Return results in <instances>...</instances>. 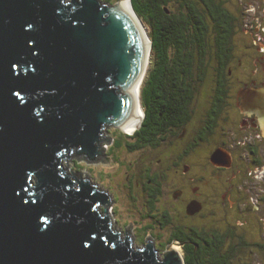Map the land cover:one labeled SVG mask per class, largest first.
Wrapping results in <instances>:
<instances>
[{
    "label": "water",
    "instance_id": "95a60500",
    "mask_svg": "<svg viewBox=\"0 0 264 264\" xmlns=\"http://www.w3.org/2000/svg\"><path fill=\"white\" fill-rule=\"evenodd\" d=\"M123 1L135 15L131 0H0V264H184L177 241L136 249L131 224L121 239L107 192L65 170L102 160L107 127L134 134L146 49ZM244 102L261 116L264 89Z\"/></svg>",
    "mask_w": 264,
    "mask_h": 264
},
{
    "label": "flooded vegetation",
    "instance_id": "af4514ba",
    "mask_svg": "<svg viewBox=\"0 0 264 264\" xmlns=\"http://www.w3.org/2000/svg\"><path fill=\"white\" fill-rule=\"evenodd\" d=\"M118 1L99 0L106 5ZM131 2L139 7L134 12L137 22L147 25L148 37V19H174L184 22L186 35L195 32L206 39L189 64L193 78L182 79L192 80V105L179 124L169 127L154 145L140 136L120 139L122 131L116 128L106 132L109 148L121 140L115 153L146 154L130 162L113 158L112 151L105 154L122 176L119 190L146 221L138 232L153 241L166 234L159 246L174 240L182 248L191 235L218 244L220 239L213 237L217 235L223 238L222 250L228 257L236 246L264 248V113L244 109L249 92L264 89V2H259L261 6L256 0ZM249 18L254 27L248 25ZM192 21H200L202 30L195 31ZM149 64L148 71L150 59ZM139 104L143 117L141 96ZM213 221L224 227L216 228Z\"/></svg>",
    "mask_w": 264,
    "mask_h": 264
},
{
    "label": "trees",
    "instance_id": "16d2710c",
    "mask_svg": "<svg viewBox=\"0 0 264 264\" xmlns=\"http://www.w3.org/2000/svg\"><path fill=\"white\" fill-rule=\"evenodd\" d=\"M131 3L133 9L137 11L139 7L136 2ZM199 22L192 21L195 31L198 28L199 31L202 30V23ZM147 23L150 26L149 38L152 49L151 68L146 79L143 80L140 93L145 118L140 130L133 135L120 132L118 136L120 139L140 136V140H146L147 143L154 145L169 127L179 124L191 109L192 80H188L193 74L191 75L189 64L200 50L198 48L206 45V39L195 32L186 35L185 24L181 20L172 19L170 22H162L148 19ZM184 77L189 79L182 82ZM119 138L113 144L115 149L121 144ZM198 236L191 235L183 240L187 242L182 248L184 264H231V257L224 255L226 251L222 250V237L213 235L214 238L220 239V243L214 244L209 239L203 240L202 237L199 239ZM173 241L169 240L163 247Z\"/></svg>",
    "mask_w": 264,
    "mask_h": 264
},
{
    "label": "rangeland",
    "instance_id": "374dc122",
    "mask_svg": "<svg viewBox=\"0 0 264 264\" xmlns=\"http://www.w3.org/2000/svg\"><path fill=\"white\" fill-rule=\"evenodd\" d=\"M264 2V0H256V5H260V3ZM117 3V2H116ZM115 3V4H116ZM123 6L125 4V1L122 2ZM261 6V5H260ZM126 10L129 11L128 8L125 7ZM131 13V12H130ZM143 27L147 34L148 29H147V25L143 24ZM248 25L250 27H254V21L252 18H249L248 21ZM142 35L144 36L143 32L141 31ZM144 41H146V39L144 38ZM150 59V54L148 57V60ZM149 62V61H148ZM147 63V61H146ZM150 67V64L146 65L145 69H144V73H143V77H141L142 79L139 81L138 83V87L140 86V84L143 82V78L145 76L146 73V69L148 71ZM146 78V77H145ZM139 95V93H138ZM136 101V100H135ZM137 104V101H136ZM136 110L137 112H141V108L140 106L138 107V104L136 105ZM140 112L138 113V116L140 118L139 120V124L141 122L142 119V115H140ZM139 126V125H138ZM138 128V127H137ZM136 128V129H137ZM113 129V127H107L106 130L103 132V136L106 137L108 136L107 130H111ZM136 129L134 130V132L136 131ZM130 133V132H129ZM111 144H103L102 148H104V152L102 155V160L94 165H90L87 164L83 161L80 160H69L66 164H65V170L82 178V179H86V180H90V182H94L97 184V188L99 190H102L103 192H107V194L109 195L110 199H111V204H110V211H111V207L113 208L112 211L114 212V214H111V216H109V218H111L112 223H111V228L114 231H117L121 234V239L124 238V227L128 224L132 225V242H133V246L136 249H141L143 247V243L144 240L146 239H151L149 236H144L145 233L144 232H138V229L143 227L144 224L146 223V221L142 220L141 218H139V216H137L136 213H134V209H135V203L134 202H130L127 198V196L122 193L119 188L117 183L120 181V178L122 176H118L117 172H116V166L114 164H110L109 163V159H107V157L105 156V154H110V151L114 152L117 151L114 147L111 149L109 148ZM115 153V152H114ZM112 154V157L114 158L117 157L119 160L121 161H125V162H130L133 161L136 158H144L145 157V153H138L135 155L132 154H124V153H119L116 152L115 154ZM79 165V166H78ZM78 167V168H77ZM80 168V169H79ZM134 205V207L132 206V204ZM109 210V209H108ZM134 213V217H132L131 215H133ZM216 228H223L224 226L222 225L221 221L218 222H214ZM164 236L159 240V241H153L156 249L158 250V254H163V252L165 251L166 247L168 245H165L164 247H160L163 245H158L161 243H164L165 241V237L166 234H163ZM251 242V241H249ZM172 245H176V244H172ZM171 245V246H172ZM179 247V251H180V255L183 257V250L182 247H180L179 245H176ZM237 250L233 253V255L231 256V264H264V248H258V247H248L245 248L243 246H236Z\"/></svg>",
    "mask_w": 264,
    "mask_h": 264
},
{
    "label": "bare ground",
    "instance_id": "6f19581e",
    "mask_svg": "<svg viewBox=\"0 0 264 264\" xmlns=\"http://www.w3.org/2000/svg\"><path fill=\"white\" fill-rule=\"evenodd\" d=\"M121 7H122V9H123L124 11H126V12L129 13L134 19H136V18H135V15L133 14L132 8H131L130 5L128 4V2H125L124 6H123V3L121 2ZM125 7L128 8L129 11L126 10ZM130 12H131V13H130ZM136 21H137V20H136ZM137 24H138L139 28L141 29V31H142L143 34H144V36H143L142 34H141V36H142V40H143V43H144V46H145V49H146V60H145V65H144V69H145L146 65L148 64V61H149V60H148V57H149V54H150V49H149V37H148V33L146 34L143 25H142L140 22H137ZM144 38L146 39V41H144ZM146 61H147V63H146ZM143 73H144V70H143V72H142V74H141L139 80L137 81V83H136L134 86H132V87H130V88H128V89L126 90V92L130 93V95L134 98V101H135V100L137 101L138 107L140 106V104H139V96H140V95L138 96L140 86L138 87V83H139V81L142 79L141 77H143V76H142ZM136 101H135V108H134V111H133V115H132V117H131L130 119H128V120L123 124V128H124V130H125L126 132H128V133H129V132H130V133H133L134 130H135V129L138 127V125H139V120H140V118H139V116H138V113L140 112V110H139V112H137V110H136V105H137V104H136ZM140 115H141V112H140ZM170 247H171V248H174V249L180 254V251H179V247H178V246H176V245H172V246H170ZM180 257H181V255H180Z\"/></svg>",
    "mask_w": 264,
    "mask_h": 264
}]
</instances>
